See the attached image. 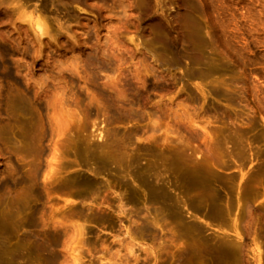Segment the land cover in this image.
I'll use <instances>...</instances> for the list:
<instances>
[{
    "label": "rangeland",
    "instance_id": "rangeland-1",
    "mask_svg": "<svg viewBox=\"0 0 264 264\" xmlns=\"http://www.w3.org/2000/svg\"><path fill=\"white\" fill-rule=\"evenodd\" d=\"M0 264H264V0H0Z\"/></svg>",
    "mask_w": 264,
    "mask_h": 264
},
{
    "label": "bare ground",
    "instance_id": "bare-ground-1",
    "mask_svg": "<svg viewBox=\"0 0 264 264\" xmlns=\"http://www.w3.org/2000/svg\"><path fill=\"white\" fill-rule=\"evenodd\" d=\"M36 26H37V28H38L41 32L43 31V25H42L40 22H37V23H36ZM178 43H179V42H177V44L175 43L176 46H178ZM253 251L258 252V249H254ZM255 257H258V259H259V261H260V254H259V253L256 254Z\"/></svg>",
    "mask_w": 264,
    "mask_h": 264
}]
</instances>
